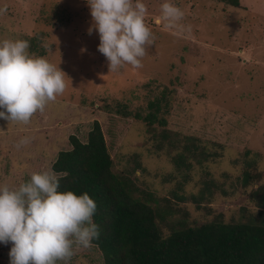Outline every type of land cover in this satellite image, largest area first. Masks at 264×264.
I'll use <instances>...</instances> for the list:
<instances>
[{
	"label": "rangeland",
	"instance_id": "rangeland-1",
	"mask_svg": "<svg viewBox=\"0 0 264 264\" xmlns=\"http://www.w3.org/2000/svg\"><path fill=\"white\" fill-rule=\"evenodd\" d=\"M172 2L188 30L158 23L163 0H144L154 44L142 67L109 71L98 33L87 31V0H0V39L28 40L67 85L29 123L0 119V183L53 171L69 136L85 142L98 120L114 171L154 198L164 234L179 221H242L262 208L253 194L264 186V0ZM155 100L151 123L144 118ZM21 138L30 142L17 147ZM179 156L189 165L178 166ZM5 245L0 264H9ZM74 249L67 264H104L95 247Z\"/></svg>",
	"mask_w": 264,
	"mask_h": 264
},
{
	"label": "clouds",
	"instance_id": "clouds-1",
	"mask_svg": "<svg viewBox=\"0 0 264 264\" xmlns=\"http://www.w3.org/2000/svg\"><path fill=\"white\" fill-rule=\"evenodd\" d=\"M91 24L98 33L97 49L109 71L125 65L142 67L154 44L145 23L144 0H87ZM6 8H0V13ZM160 19L168 28L188 30L185 13L163 0ZM25 39H0V119L27 124L66 88V73L44 56L31 54ZM84 49H82L83 51ZM21 138L17 147L29 143ZM60 178L51 170L32 172L15 186L0 183V244H11L9 264H64L74 246L87 249L99 238L93 217L97 204L87 193L59 190Z\"/></svg>",
	"mask_w": 264,
	"mask_h": 264
},
{
	"label": "trees",
	"instance_id": "trees-1",
	"mask_svg": "<svg viewBox=\"0 0 264 264\" xmlns=\"http://www.w3.org/2000/svg\"><path fill=\"white\" fill-rule=\"evenodd\" d=\"M229 3L240 5L239 0ZM150 108L154 111L144 119L152 123L158 120L160 101L151 102ZM69 143L70 149L58 152L52 170L60 178L59 190L87 193L96 202L93 220L100 235L92 246L104 264H264V186L253 194L262 208L242 221H179L164 234L158 223L163 212L151 205L154 198L138 196L132 180L114 171L98 120L85 142L70 135ZM175 162L189 165L182 156ZM243 175L245 184L253 177L246 171Z\"/></svg>",
	"mask_w": 264,
	"mask_h": 264
},
{
	"label": "crops",
	"instance_id": "crops-1",
	"mask_svg": "<svg viewBox=\"0 0 264 264\" xmlns=\"http://www.w3.org/2000/svg\"><path fill=\"white\" fill-rule=\"evenodd\" d=\"M11 246V244H6L5 247Z\"/></svg>",
	"mask_w": 264,
	"mask_h": 264
}]
</instances>
